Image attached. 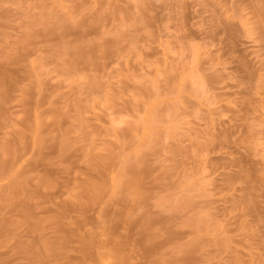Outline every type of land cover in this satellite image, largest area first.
<instances>
[{
  "label": "rangeland",
  "instance_id": "1",
  "mask_svg": "<svg viewBox=\"0 0 264 264\" xmlns=\"http://www.w3.org/2000/svg\"><path fill=\"white\" fill-rule=\"evenodd\" d=\"M0 264H264V0H0Z\"/></svg>",
  "mask_w": 264,
  "mask_h": 264
}]
</instances>
